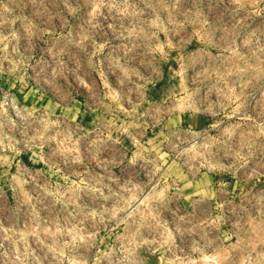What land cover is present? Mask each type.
<instances>
[{
	"label": "rangeland",
	"instance_id": "rangeland-1",
	"mask_svg": "<svg viewBox=\"0 0 264 264\" xmlns=\"http://www.w3.org/2000/svg\"><path fill=\"white\" fill-rule=\"evenodd\" d=\"M0 264H264V0H0Z\"/></svg>",
	"mask_w": 264,
	"mask_h": 264
}]
</instances>
